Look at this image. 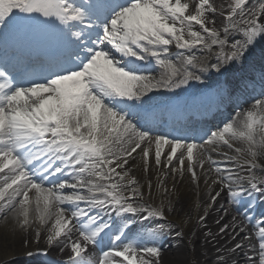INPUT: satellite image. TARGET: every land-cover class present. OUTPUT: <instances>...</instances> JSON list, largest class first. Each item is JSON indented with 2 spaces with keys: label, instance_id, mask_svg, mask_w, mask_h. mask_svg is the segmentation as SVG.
Masks as SVG:
<instances>
[{
  "label": "snow or ice",
  "instance_id": "6c2138e0",
  "mask_svg": "<svg viewBox=\"0 0 264 264\" xmlns=\"http://www.w3.org/2000/svg\"><path fill=\"white\" fill-rule=\"evenodd\" d=\"M233 2L231 14L226 17L229 21L233 20L237 10H243L247 0ZM191 3L193 0H125L124 3H120V0H96L88 11L97 19L105 17L104 26L100 29L99 38L91 41L95 47L83 48L87 54L83 60H79V52H74L69 58V63H76L75 68L55 72L53 77L34 86L15 88L5 72L0 71V80L3 81L0 83V174L4 175L3 186H0V212L11 208L20 218L19 227L26 229L30 226L29 211L34 203L35 222L40 227L52 220L47 229L46 243L53 246L70 236L73 221L88 217L84 208L65 216L59 205L88 203L97 207L109 206L104 199H90L78 193L87 191L95 197L98 191L102 192L111 198L113 206L126 213H134L130 204L122 203L132 197L117 194L122 187L119 181H123L128 172L121 174L117 169H124L128 158L137 149L142 151L147 170L150 146L154 145L157 168L161 166L163 148L168 146L170 151L165 154L164 167L168 168L175 159L178 166L171 168V171L182 174L186 159L187 172L193 181L196 180L193 168L199 150L197 144H182L161 137L152 140L146 133L137 130L128 118L127 107L116 103L139 101L149 91L156 90L157 83L172 86L175 82V87H180L183 80L178 81V76H183L185 80L194 78L190 73H182L166 59V50L173 42L175 47L184 50L207 47L208 41L203 35L206 33L212 38V45L225 43L219 38L220 34L208 26L214 24L207 17L208 13L215 11L210 0H194V8L189 11ZM17 12L29 16L35 14L58 21L61 25H79L86 20L85 12L68 0H0V27L7 22L15 23L14 13ZM245 25V45L253 44L258 36L264 35V26L255 18L246 21ZM194 26L201 31L194 30ZM84 27L100 26L89 20ZM74 36L80 39L79 33H74ZM105 44L110 45L122 58H134L136 61L146 56L154 58L165 70L164 76L161 81L154 82L147 76L137 74L135 66H122V60L113 58L110 52L104 50L102 46ZM232 48L226 58L228 61L243 57V46L233 44ZM185 63L193 65V60L186 59ZM258 113H264V101H257L243 120L228 123L221 130L213 132L211 139L204 143L213 145L219 142L237 153L241 150L233 148L232 142L246 143V151L253 158L246 166L253 172L258 167L255 162L257 149H264V115L258 116ZM145 142L149 147L142 148ZM178 152L180 155H177ZM57 161L60 165L54 167ZM36 162L40 164L35 174L42 179L46 178L45 174L47 178L59 176L69 167L73 169L70 173L73 179L71 182H60L55 190L48 188L34 181L32 172L28 170V166H34ZM199 166L203 167V161H199ZM135 184L136 181L132 179L127 186ZM249 186L260 190L251 179ZM224 187L233 197L244 194V190L234 191L227 183ZM65 189L75 191L64 195ZM132 191L137 192L138 189L132 188ZM30 192H34L35 196L30 197ZM216 196L212 197L213 201ZM89 220L96 225L94 229L86 232L82 230L86 225L79 224L77 227L81 230L78 239H67L66 247L71 253L69 264H85L83 254L87 251L86 246L95 244L96 238L110 227L99 224L95 217H89ZM220 231L224 232L225 229L221 228ZM240 231L243 232V229ZM35 235L38 238L40 232L36 231ZM256 238L259 264H264V226L259 229ZM244 239L249 240L250 237L245 236ZM120 240L121 235L117 233L115 241ZM242 247V244L236 243L232 250ZM159 256L160 252L155 247L140 250L129 244L122 250L104 253L99 258V264H158Z\"/></svg>",
  "mask_w": 264,
  "mask_h": 264
},
{
  "label": "bare ground",
  "instance_id": "6f19581e",
  "mask_svg": "<svg viewBox=\"0 0 264 264\" xmlns=\"http://www.w3.org/2000/svg\"><path fill=\"white\" fill-rule=\"evenodd\" d=\"M250 1L247 0L245 7L249 6ZM210 2L215 11L214 13H208L207 17L210 20L214 19V25L208 26L214 28L220 34L219 38L224 40L225 43L223 45H212V38L203 33L206 41H208L207 47L198 46L192 50H184L175 47L173 42L167 49L170 51L168 53L172 55V63L182 73H190L194 78L201 77L207 72L215 75L216 69L222 66L223 63L231 64L237 68L243 63L245 55L256 53L247 49L251 47L250 45H245L246 25L237 23L232 26L230 21L226 24L227 28H221L217 21V12L221 10V0H210ZM193 8L194 0L190 4L189 11H192ZM243 15H246V13H243ZM255 19L261 26H264V9ZM194 30L201 31L198 26H194ZM262 36L258 37L261 38ZM233 44L243 46L244 55L236 61H228L226 58L231 54ZM261 46L264 48V42L261 43ZM179 53L183 56L180 57ZM186 59H192L193 65L186 64ZM248 61L249 64L258 62L255 59L253 63H250L252 61L251 56ZM182 78L184 77L178 76L176 79L179 81ZM165 87H168V85ZM171 87H175V82ZM260 101L264 100L261 99ZM249 110H253V108H248L246 111ZM260 115H264V113H258V116ZM151 139L154 140L155 138ZM257 139L259 140V133ZM232 143L233 148L241 150L240 153L225 147L224 144L219 142L213 145L205 144L203 146L204 153L199 148L193 168L197 177L195 181H193L191 174L187 172L186 159L182 174L180 172L174 174L171 171V168L178 166L175 159L168 168L164 167L166 163L165 154L170 151L168 146L163 148L164 154L161 156V166L159 168L155 165V149L152 145L150 146L147 170H145L141 149H137V152L128 158V163L124 169H117L121 174L124 171L128 172L125 179L121 181L123 188H126L128 182L134 179L136 184L131 187L138 189L137 192L125 190V194L117 193L125 197H132V199H126L122 202L130 204L135 210V215L139 212H141L140 215L148 214L146 218L148 226L144 233L148 234L141 238L140 242H145L147 246H157V243L165 236L168 237L161 245L158 264H259L257 242H254L249 234L250 227H246L244 224V215L241 212L236 213L232 209V204L229 203L226 195L229 189L224 187L227 183L232 190H235L239 182L242 181V177L248 175L246 174L248 171L246 165L253 159L246 151V143L238 141ZM141 147H149V145L145 142ZM214 149L225 151L230 156L225 157L215 154ZM257 151L258 156L255 158V162L260 170V164H264V149H257ZM177 155H180V152ZM205 155L209 156L212 165H215L220 171L213 172L211 170L209 163L204 160ZM219 159L232 160V162L219 163ZM199 161H203L202 168L199 166ZM240 163L244 165L241 168L238 167ZM259 172L258 174L264 182V173ZM3 179L4 175L0 174V186H3ZM215 181H219V183H215ZM216 193H219V196H216ZM80 194L87 197V193L81 192ZM29 196L34 197L35 193L30 192ZM214 196H216L215 201L212 200ZM60 206L69 207L70 212L74 211L75 208L77 209V205ZM86 206L87 204H83L81 208ZM52 211H54V207ZM63 211L65 216H69L68 212ZM152 213H157V215L153 216ZM29 216L30 226L21 229L19 227L20 218L15 216L11 208L6 212H0V264H40V260L33 259L34 256L28 259L23 257L25 253L36 249H48L49 254L53 256H57L56 254L59 252L63 253L62 257L71 256L70 253L67 254L69 249L66 245L67 239L72 241L78 239L74 229L67 239L62 238L61 242L49 246L46 243V237L48 235L47 229L50 227L52 220L50 219L44 227H40L35 222L34 203L30 206ZM201 217H204V219L201 220ZM221 228H224L225 231L221 232ZM240 229H243V232ZM36 231L40 232L38 238L35 235ZM175 233L179 234L172 238L171 236H174ZM245 236L250 237V239L245 240ZM177 240L181 241V245L172 244ZM236 243L242 244L243 247L233 251L232 249H234ZM250 257L251 259H249Z\"/></svg>",
  "mask_w": 264,
  "mask_h": 264
}]
</instances>
